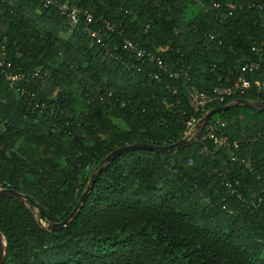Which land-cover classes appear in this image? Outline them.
Instances as JSON below:
<instances>
[{
  "label": "trees",
  "instance_id": "obj_1",
  "mask_svg": "<svg viewBox=\"0 0 264 264\" xmlns=\"http://www.w3.org/2000/svg\"><path fill=\"white\" fill-rule=\"evenodd\" d=\"M0 55V188L26 198L0 194L2 264H264L263 109L209 116L202 134L224 145L104 160L264 101V0H0ZM241 75L243 94L197 109L194 92Z\"/></svg>",
  "mask_w": 264,
  "mask_h": 264
},
{
  "label": "built area",
  "instance_id": "obj_2",
  "mask_svg": "<svg viewBox=\"0 0 264 264\" xmlns=\"http://www.w3.org/2000/svg\"><path fill=\"white\" fill-rule=\"evenodd\" d=\"M38 1L44 2V5L51 3V0H38ZM59 9H60V12L68 18L71 26H75L78 23V21H79V10L76 7H74V6L69 7V6L64 4V5H60ZM105 27L109 30L115 29L114 24H112L108 21L105 22ZM85 31L88 32L90 35H92V34L96 35V33L94 31L90 30L88 27H85ZM97 38H98L97 41L99 42L100 37L97 36ZM124 45L127 49H132V44L129 41H126ZM137 53H138V55H142L141 50L137 51ZM157 61H159V60H157ZM10 66H11L10 62H5L4 60H1V57H0V67H6L7 68ZM247 66L248 65H245L243 68H245ZM37 72H38V70L33 75H36ZM7 75H8V78H10L11 80H14V78L16 77L13 75H9V73ZM24 77L25 76L22 73L20 75H18L19 79L24 78ZM251 85H252L251 82L249 80L245 79V77L243 75H241L238 77V79L236 81H234L229 86H226V87L216 86V87H214L212 89L213 94L211 96L207 95L204 92H194L192 94V96H193V99L195 101L197 109L204 110L207 103L210 102L211 100H213V99L222 100L226 96L235 95V94H243L248 88L251 87ZM259 90L264 91V79L259 84ZM200 119L201 118H198V117L196 118L195 116H192V117H190L189 120H187L185 122V130L183 132V138L193 137L195 130H196V125L198 124ZM207 137L214 138V141L219 145L226 144L225 137H223V136L214 137L212 132H208L206 134H201L200 139L204 140ZM203 151L208 152L206 146H204ZM232 155H233L232 159L236 160V156L234 154H232ZM224 184L227 187H230L229 182L225 181Z\"/></svg>",
  "mask_w": 264,
  "mask_h": 264
},
{
  "label": "water",
  "instance_id": "obj_3",
  "mask_svg": "<svg viewBox=\"0 0 264 264\" xmlns=\"http://www.w3.org/2000/svg\"><path fill=\"white\" fill-rule=\"evenodd\" d=\"M235 104H247L253 108H260L264 110V101H255V102H251L249 100L246 99H239L236 100L234 102L225 104L223 106H219V107H215L212 108L210 110H208L199 120L198 124L196 125V130L195 133L193 135V137L191 138H182L176 142H173L171 144H167V145H163V146H158V145H153V144H149V143H136V144H129V145H125L122 147H118L115 150H113L111 153H109L104 160L105 161H110L113 157H115L116 155L124 152V151H128L131 149H137V148H146L149 150H153V151H169L171 149H175L179 146L182 145H190L192 144L194 141L198 140L201 136V134L203 133V129L205 127L206 121L209 118V116H211L212 114L219 112L221 110H226L229 109L230 107H232ZM95 172H93L91 174V177L95 176ZM91 186L88 185L86 187V189L84 190V192L82 193L81 197L79 198L76 206L74 207L73 211L66 217L64 218L62 221L58 222V223H54L52 226H48L49 229L52 228H58L61 226H64L75 214V212L77 211L78 207L80 206V204L82 203L84 197L86 196V194L88 193V191L90 190ZM0 194H4V195H10L13 196L17 199L20 200H25V195L22 194L21 192L15 191L13 189H9V188H0ZM40 221V220H39ZM3 239V242H2ZM4 256H5V240L3 235L0 232V264L3 263L4 261Z\"/></svg>",
  "mask_w": 264,
  "mask_h": 264
},
{
  "label": "rangeland",
  "instance_id": "obj_4",
  "mask_svg": "<svg viewBox=\"0 0 264 264\" xmlns=\"http://www.w3.org/2000/svg\"><path fill=\"white\" fill-rule=\"evenodd\" d=\"M39 218V217H38ZM42 222V221H41ZM43 224H45V223H43Z\"/></svg>",
  "mask_w": 264,
  "mask_h": 264
},
{
  "label": "bare ground",
  "instance_id": "obj_5",
  "mask_svg": "<svg viewBox=\"0 0 264 264\" xmlns=\"http://www.w3.org/2000/svg\"><path fill=\"white\" fill-rule=\"evenodd\" d=\"M2 242H3V239H2Z\"/></svg>",
  "mask_w": 264,
  "mask_h": 264
}]
</instances>
